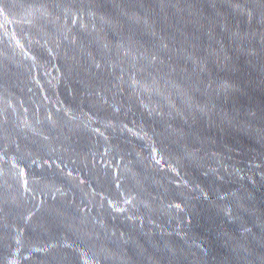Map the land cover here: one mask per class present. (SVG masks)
Returning <instances> with one entry per match:
<instances>
[{"label": "water", "instance_id": "water-1", "mask_svg": "<svg viewBox=\"0 0 264 264\" xmlns=\"http://www.w3.org/2000/svg\"><path fill=\"white\" fill-rule=\"evenodd\" d=\"M0 264H264V0H0Z\"/></svg>", "mask_w": 264, "mask_h": 264}]
</instances>
